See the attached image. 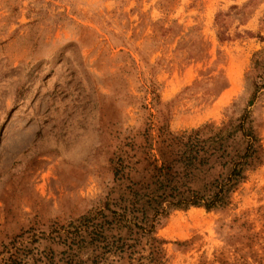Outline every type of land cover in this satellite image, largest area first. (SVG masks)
I'll list each match as a JSON object with an SVG mask.
<instances>
[{
	"label": "rangeland",
	"instance_id": "obj_1",
	"mask_svg": "<svg viewBox=\"0 0 264 264\" xmlns=\"http://www.w3.org/2000/svg\"><path fill=\"white\" fill-rule=\"evenodd\" d=\"M260 79L264 0H0V245L94 207L144 131L238 117ZM249 110L264 146V88ZM158 235L166 264H264V161Z\"/></svg>",
	"mask_w": 264,
	"mask_h": 264
},
{
	"label": "trees",
	"instance_id": "obj_2",
	"mask_svg": "<svg viewBox=\"0 0 264 264\" xmlns=\"http://www.w3.org/2000/svg\"><path fill=\"white\" fill-rule=\"evenodd\" d=\"M262 88L264 79L255 80L242 113L218 126L173 133L159 125L155 134L144 131L143 160H124L138 151L124 143L135 152L121 148L110 160L113 185L94 207L66 223H51L47 232L21 230L1 243L0 264H166V241L158 229L171 212L227 208L263 163L264 146L249 110Z\"/></svg>",
	"mask_w": 264,
	"mask_h": 264
}]
</instances>
